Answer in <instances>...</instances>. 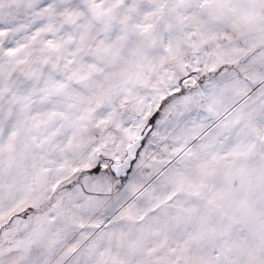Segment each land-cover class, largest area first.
<instances>
[{
  "label": "snow or ice",
  "instance_id": "obj_1",
  "mask_svg": "<svg viewBox=\"0 0 264 264\" xmlns=\"http://www.w3.org/2000/svg\"><path fill=\"white\" fill-rule=\"evenodd\" d=\"M0 264H264V0H0Z\"/></svg>",
  "mask_w": 264,
  "mask_h": 264
}]
</instances>
